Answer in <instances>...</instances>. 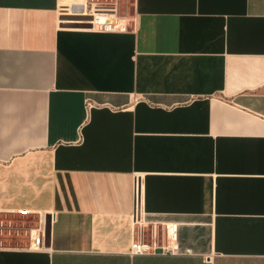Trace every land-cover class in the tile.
Listing matches in <instances>:
<instances>
[{"label": "crops", "instance_id": "crops-1", "mask_svg": "<svg viewBox=\"0 0 264 264\" xmlns=\"http://www.w3.org/2000/svg\"><path fill=\"white\" fill-rule=\"evenodd\" d=\"M66 2L0 0V221L45 224L0 264H264V0H120L126 32ZM136 180L181 253H131Z\"/></svg>", "mask_w": 264, "mask_h": 264}, {"label": "built area", "instance_id": "built-area-1", "mask_svg": "<svg viewBox=\"0 0 264 264\" xmlns=\"http://www.w3.org/2000/svg\"><path fill=\"white\" fill-rule=\"evenodd\" d=\"M60 7V24H73L88 26L84 29L103 32H126L129 22L119 14L120 0H66ZM140 183L135 184V221L134 237L131 253L144 254H179V225L172 223L159 231L156 225L146 228L138 219L140 204ZM136 227V228H135ZM24 232L29 240L30 250L44 248L45 224L42 219L38 226H17L12 223L0 221V247L3 245L1 238L5 236L20 235Z\"/></svg>", "mask_w": 264, "mask_h": 264}, {"label": "water", "instance_id": "water-1", "mask_svg": "<svg viewBox=\"0 0 264 264\" xmlns=\"http://www.w3.org/2000/svg\"><path fill=\"white\" fill-rule=\"evenodd\" d=\"M63 26L70 27V28H86V27H88V26H77V25H73V24H64ZM47 234H48V226H47Z\"/></svg>", "mask_w": 264, "mask_h": 264}, {"label": "rangeland", "instance_id": "rangeland-1", "mask_svg": "<svg viewBox=\"0 0 264 264\" xmlns=\"http://www.w3.org/2000/svg\"><path fill=\"white\" fill-rule=\"evenodd\" d=\"M131 0H122V4H127L128 2H130ZM63 4V3H62Z\"/></svg>", "mask_w": 264, "mask_h": 264}]
</instances>
